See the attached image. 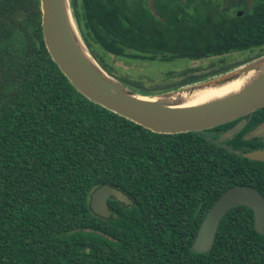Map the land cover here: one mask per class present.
Listing matches in <instances>:
<instances>
[{
    "label": "trees",
    "instance_id": "trees-1",
    "mask_svg": "<svg viewBox=\"0 0 264 264\" xmlns=\"http://www.w3.org/2000/svg\"><path fill=\"white\" fill-rule=\"evenodd\" d=\"M69 7L82 42L112 76L94 44L115 57L169 62L264 43L262 1L227 22L210 12L181 16L173 3L156 8L159 18L138 0H69ZM210 68L183 70L181 80L155 89L114 77L155 94L230 65ZM245 116L228 145L204 132L243 116L200 131L152 132L73 88L43 44L39 0H0V264H264V234L245 205L222 215L210 250H191L223 190L247 184L264 200V161L240 154L250 145L241 135L264 121V106ZM103 183L131 201H113L116 218L89 208L90 192Z\"/></svg>",
    "mask_w": 264,
    "mask_h": 264
},
{
    "label": "water",
    "instance_id": "water-1",
    "mask_svg": "<svg viewBox=\"0 0 264 264\" xmlns=\"http://www.w3.org/2000/svg\"><path fill=\"white\" fill-rule=\"evenodd\" d=\"M40 29L45 49L59 71L87 100L157 133L200 131L228 122L264 106V53L236 66L155 94H139L113 78L94 60L73 22L69 0H39ZM245 77L234 91L197 104L183 105L176 94L223 86ZM170 96H173V98ZM249 160L264 161V150L240 153ZM111 197L122 205L131 204L119 189L103 183L89 194L91 212L102 218H116L107 207ZM245 205L252 213L256 233L264 234V200L247 184H233L211 203L201 219L191 250H210L222 215L231 207Z\"/></svg>",
    "mask_w": 264,
    "mask_h": 264
},
{
    "label": "rangeland",
    "instance_id": "rangeland-1",
    "mask_svg": "<svg viewBox=\"0 0 264 264\" xmlns=\"http://www.w3.org/2000/svg\"><path fill=\"white\" fill-rule=\"evenodd\" d=\"M147 1L149 2L150 0ZM190 1V13L198 15L209 14V10L205 7L204 3L197 2L195 0ZM154 3L157 4V10H161L162 3H165L167 8H171L173 0H154ZM149 4L150 2L148 5ZM155 4H153V8L149 9L154 15L157 14L154 6ZM163 10L164 12L166 11L164 5ZM93 46L96 53L102 58V62L115 77L124 79L126 82L139 84L145 89L161 88L162 86L178 82L183 78L181 73L183 70L193 69L195 73L205 72L211 69L210 65L215 62H212V60L208 58L193 60L175 59L169 62H161L158 60H131L123 57H115L111 54L103 52L99 47H96L95 44ZM233 58L241 59L239 56H233ZM114 76L112 77L115 78ZM241 123H243L242 120L237 122L224 134H221L220 132L205 131L204 135L217 143H221L224 138H227L230 134L236 131ZM263 126L264 125L258 126L253 130H250L246 133V136H249L256 131H264Z\"/></svg>",
    "mask_w": 264,
    "mask_h": 264
},
{
    "label": "flooded vegetation",
    "instance_id": "flooded-vegetation-1",
    "mask_svg": "<svg viewBox=\"0 0 264 264\" xmlns=\"http://www.w3.org/2000/svg\"><path fill=\"white\" fill-rule=\"evenodd\" d=\"M197 2H202L205 4L206 8L209 10L211 15H214V17H217L222 20V22H227L228 20L231 21L234 18H237L241 15H243L245 12H248L252 9L254 3L256 1H262L264 0H195ZM141 4L144 7L147 8H153L154 0H150V4L148 5L147 0H140ZM190 0H173V4L175 7L176 13L179 12L181 16L188 17L190 13V6H191ZM207 4V5H206ZM155 4V8H156ZM157 18H159L158 14H155ZM223 53L216 54V55H209L204 58L211 59L212 62L215 61L213 64L215 66H228L230 67L236 66L241 62H245V60L248 57H251L256 51L258 50H264V43H261L259 45L250 46L244 49H237L234 45L228 44L224 45L222 48H220ZM233 56H239L241 59H234ZM239 62V63H238ZM238 63V64H236ZM236 64V65H235ZM210 76V75H209ZM207 77V76H206ZM247 115V114H245ZM242 115L243 117L239 118L233 125L230 127L220 130L221 134L226 133L231 127H233L237 122L241 121L243 123L238 126L237 130L234 131L232 134H230L227 138H224L221 141L222 145H228L229 141L234 138V136L249 122V117ZM233 120V119H232ZM264 125L263 122H259L255 124L254 126L249 127L242 135V139L250 140V145L247 149L243 150L242 152L249 151V150H264V131H256L253 132L251 135L246 136V133L250 130H253L254 128L258 126ZM264 128V126H263ZM106 201H109L107 204L108 209H110L112 212H114V199L109 197Z\"/></svg>",
    "mask_w": 264,
    "mask_h": 264
},
{
    "label": "bare ground",
    "instance_id": "bare-ground-1",
    "mask_svg": "<svg viewBox=\"0 0 264 264\" xmlns=\"http://www.w3.org/2000/svg\"><path fill=\"white\" fill-rule=\"evenodd\" d=\"M244 79L245 77H241L220 87L203 89L192 93L182 91L176 94L174 98L181 100L183 105L197 104L236 90ZM171 97L173 98V96H170V98Z\"/></svg>",
    "mask_w": 264,
    "mask_h": 264
}]
</instances>
